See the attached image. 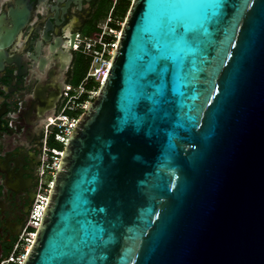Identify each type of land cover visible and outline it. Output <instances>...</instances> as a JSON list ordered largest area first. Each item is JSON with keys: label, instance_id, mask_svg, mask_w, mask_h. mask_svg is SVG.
Listing matches in <instances>:
<instances>
[{"label": "water", "instance_id": "water-1", "mask_svg": "<svg viewBox=\"0 0 264 264\" xmlns=\"http://www.w3.org/2000/svg\"><path fill=\"white\" fill-rule=\"evenodd\" d=\"M111 63L24 264H264V0H132Z\"/></svg>", "mask_w": 264, "mask_h": 264}, {"label": "flooded vegetation", "instance_id": "flooded-vegetation-1", "mask_svg": "<svg viewBox=\"0 0 264 264\" xmlns=\"http://www.w3.org/2000/svg\"><path fill=\"white\" fill-rule=\"evenodd\" d=\"M110 1L0 0V262L28 224L50 118L73 86L86 34Z\"/></svg>", "mask_w": 264, "mask_h": 264}, {"label": "built area", "instance_id": "built-area-1", "mask_svg": "<svg viewBox=\"0 0 264 264\" xmlns=\"http://www.w3.org/2000/svg\"><path fill=\"white\" fill-rule=\"evenodd\" d=\"M113 22L120 25L111 15L105 27H100L101 32L87 37L82 42L84 55L91 58L88 73L80 85L66 87L59 113L53 116L48 125L51 138L61 146V149L50 147L46 150L42 181L28 224L13 246L8 258L1 261L0 264H24L25 262L35 240L36 231L41 224L63 151L79 119L99 93L101 85L105 83L112 65L111 61L121 35L120 30L110 27V23ZM77 49L79 48L76 47ZM90 82L95 83L96 86L91 89L88 88L87 85Z\"/></svg>", "mask_w": 264, "mask_h": 264}, {"label": "trees", "instance_id": "trees-1", "mask_svg": "<svg viewBox=\"0 0 264 264\" xmlns=\"http://www.w3.org/2000/svg\"><path fill=\"white\" fill-rule=\"evenodd\" d=\"M132 4V0H117L116 4L114 3V1H110L109 7L107 9V11L98 17L97 22L95 24V26L86 34L87 37H91L92 35H94L97 32H101V29L98 27V23L103 21H106L107 17H108V13L110 10H112V14L114 15V17L117 18H126L127 13L131 7ZM110 27L111 28H116L117 30H121V26L117 25L115 22L110 23ZM90 62H91V58L90 57H86L85 55H81V64H84L85 67H83V71L82 74L79 76L78 81L75 83L76 85L73 84V86H78L82 83V81L85 79L87 73H88V69L90 66ZM96 86L95 83L90 82L87 87L88 88H94ZM55 142L53 138H51L50 143ZM56 143V142H55ZM53 149H56L54 147H51ZM11 250L9 251L8 255L10 254Z\"/></svg>", "mask_w": 264, "mask_h": 264}, {"label": "rangeland", "instance_id": "rangeland-1", "mask_svg": "<svg viewBox=\"0 0 264 264\" xmlns=\"http://www.w3.org/2000/svg\"><path fill=\"white\" fill-rule=\"evenodd\" d=\"M115 2H117V0H114V3ZM116 4V3H115ZM111 15H112V18L114 19V20H116V21H118V23L120 24L119 26H121V29H122V27H123V25H124V23H125V20H126V18H117V17H114V15L112 14V10H110L109 11V13H108V17H107V19H106V21H101L100 22V24H99V26L100 27H105V25H106V22H107V20H108V18H110L111 17ZM127 17V16H126ZM120 33H121V30H120ZM85 67L84 66V64H79L78 65V67H77V69L75 70V73H74V75H73V79H72V81H71V84L73 85H76L75 83L78 81V79H79V76L82 74V71H83V67ZM49 147H54V148H56V149H61V146L59 145V144H57V143H55V142H52V143H50L49 144ZM47 180H49V177H47Z\"/></svg>", "mask_w": 264, "mask_h": 264}]
</instances>
